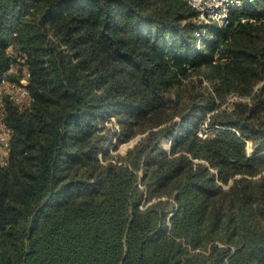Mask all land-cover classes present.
Instances as JSON below:
<instances>
[{
  "label": "trees",
  "instance_id": "trees-1",
  "mask_svg": "<svg viewBox=\"0 0 264 264\" xmlns=\"http://www.w3.org/2000/svg\"><path fill=\"white\" fill-rule=\"evenodd\" d=\"M201 31L180 0H0L32 100L4 106L0 264H264V123L225 106L264 113V16Z\"/></svg>",
  "mask_w": 264,
  "mask_h": 264
},
{
  "label": "built area",
  "instance_id": "built-area-1",
  "mask_svg": "<svg viewBox=\"0 0 264 264\" xmlns=\"http://www.w3.org/2000/svg\"><path fill=\"white\" fill-rule=\"evenodd\" d=\"M190 6L197 14V21L201 24L202 31L196 33V37L202 40L212 26L224 28L229 25L232 15L244 6L257 7L264 16V0H180ZM242 23L248 19L242 18ZM253 22V21H249ZM9 76H18L17 81L4 80L0 86V166L6 167L9 156V144L12 131L4 122L5 102H12L19 111H25L30 107L31 98L28 93L30 74L24 60H18L15 66L8 71ZM209 132L199 133V137L205 139Z\"/></svg>",
  "mask_w": 264,
  "mask_h": 264
},
{
  "label": "rangeland",
  "instance_id": "rangeland-1",
  "mask_svg": "<svg viewBox=\"0 0 264 264\" xmlns=\"http://www.w3.org/2000/svg\"><path fill=\"white\" fill-rule=\"evenodd\" d=\"M210 29H215V30H220L221 28L217 27V26H212ZM209 29V31H210ZM208 31V32H209ZM206 33V39L211 40L212 37L210 35V33ZM257 89V87L255 88V90ZM262 97V96H260ZM241 102L243 104H248L251 105L254 109H256L257 111V116L260 119V122L264 123V113L260 111V105L262 104L263 99H259L258 101L253 102L251 100V97H244V98H237L234 95L230 96L227 100V103L225 104V106L227 107H231V104L237 103V102ZM259 105V106H258ZM224 105L221 106V110L227 109ZM111 123L107 124V127H109V129L112 130V135L109 137V142H108V146L106 148L109 149V153L112 156H125L128 152V150H130L131 148H133L134 145H132L133 142L130 143H126V144H122L120 146H117V142H118V138H119V134H120V130L118 129V127L116 126L114 120H110ZM139 140V139H138ZM162 148L166 151L169 152L170 150V141L169 140H164L162 141ZM248 153L251 154L252 153V149H251V144H249L248 149H247Z\"/></svg>",
  "mask_w": 264,
  "mask_h": 264
},
{
  "label": "water",
  "instance_id": "water-1",
  "mask_svg": "<svg viewBox=\"0 0 264 264\" xmlns=\"http://www.w3.org/2000/svg\"><path fill=\"white\" fill-rule=\"evenodd\" d=\"M136 144V141H134L133 143H132V145H135Z\"/></svg>",
  "mask_w": 264,
  "mask_h": 264
}]
</instances>
